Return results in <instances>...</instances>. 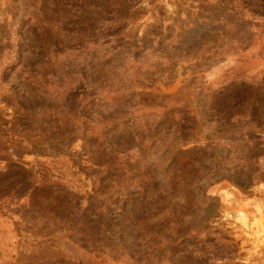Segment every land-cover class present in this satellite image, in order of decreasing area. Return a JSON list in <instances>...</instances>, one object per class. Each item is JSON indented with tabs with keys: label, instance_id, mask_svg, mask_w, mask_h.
I'll return each instance as SVG.
<instances>
[{
	"label": "rangeland",
	"instance_id": "1",
	"mask_svg": "<svg viewBox=\"0 0 264 264\" xmlns=\"http://www.w3.org/2000/svg\"><path fill=\"white\" fill-rule=\"evenodd\" d=\"M255 1L0 0V264H86L28 200L60 186L86 206L105 180L178 183L211 205L214 264H264Z\"/></svg>",
	"mask_w": 264,
	"mask_h": 264
},
{
	"label": "trees",
	"instance_id": "2",
	"mask_svg": "<svg viewBox=\"0 0 264 264\" xmlns=\"http://www.w3.org/2000/svg\"><path fill=\"white\" fill-rule=\"evenodd\" d=\"M247 8L248 17H264V0ZM18 169L17 185H28V171ZM129 183L103 181L86 206L60 186L36 187L28 202L68 231L78 263L214 264L208 246L216 242V231L197 217L198 210L210 209L207 201L182 197L174 182ZM102 191L107 196L96 198Z\"/></svg>",
	"mask_w": 264,
	"mask_h": 264
}]
</instances>
